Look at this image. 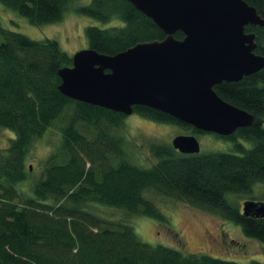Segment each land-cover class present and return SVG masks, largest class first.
<instances>
[{
    "label": "trees",
    "instance_id": "16d2710c",
    "mask_svg": "<svg viewBox=\"0 0 264 264\" xmlns=\"http://www.w3.org/2000/svg\"><path fill=\"white\" fill-rule=\"evenodd\" d=\"M42 24L62 19L68 7L90 14L107 26L87 25L88 46L112 54L138 42L167 36L152 17L130 0H0ZM264 18V0H248ZM255 32L257 53L264 55V25ZM177 38L185 36L175 31ZM59 39L33 38L0 24V125L15 132L0 146V264H242L210 254H188L175 246L152 244L132 220L112 221L90 209L93 202L121 207L132 214L167 220L145 191L150 188L220 213L242 225L249 236L264 242V216L246 215L231 192H251L264 181V68L238 80H223L215 89L223 98L255 115L230 138L237 151L184 153L171 142H154L157 160L143 166L129 159L124 138L111 132L126 113L70 97L60 90V67L73 64ZM72 106L62 123V155L48 157L43 175L32 177L28 157L32 142ZM204 132L169 112L134 105V112ZM67 118V117H66ZM80 123L85 127L81 128ZM82 129H86V132ZM221 135V136H222ZM249 264H264L252 260Z\"/></svg>",
    "mask_w": 264,
    "mask_h": 264
},
{
    "label": "water",
    "instance_id": "95a60500",
    "mask_svg": "<svg viewBox=\"0 0 264 264\" xmlns=\"http://www.w3.org/2000/svg\"><path fill=\"white\" fill-rule=\"evenodd\" d=\"M165 30L164 39L138 42L117 53L92 46L72 54L60 67L59 88L70 97L131 114L134 105L169 112L203 131L231 135L255 119L254 113L226 100L215 84L238 80L264 68L255 32L264 25L248 0H130ZM182 30L183 38L175 31ZM172 144L184 153L201 151L192 132L179 133ZM244 214L264 216V200L243 202Z\"/></svg>",
    "mask_w": 264,
    "mask_h": 264
},
{
    "label": "rangeland",
    "instance_id": "374dc122",
    "mask_svg": "<svg viewBox=\"0 0 264 264\" xmlns=\"http://www.w3.org/2000/svg\"><path fill=\"white\" fill-rule=\"evenodd\" d=\"M91 0H77L76 4H85ZM97 24L107 26L110 23L102 19L90 16L68 7L62 19L57 21L34 24L26 15L21 14L14 8H10L0 1V24L11 30L28 33L33 38L54 37L59 39L61 46L74 54L80 48L88 46L86 33L87 25ZM70 106L56 118L42 136L36 138L31 144L28 164H30L32 177L38 179L43 175L48 162V157L54 153L62 155V135L60 127L62 123L69 121L65 115L72 113ZM121 127H112L111 132L119 134L124 138L129 159L143 166L152 165L157 158L151 153V144L156 142H171L172 139L181 134H196L201 144V151H237L236 143L240 141L250 147L253 141L246 138L235 139L224 137L213 131L195 132L191 127H186L174 122L159 121L138 111L127 114ZM81 128L85 125L79 124ZM86 132V129H82ZM15 132L10 127L0 125V146L9 145L10 137ZM147 197L152 198L161 211L167 216V220H158L152 215H134L127 209L93 202L90 209L99 212L102 216L112 221L120 219L132 220L134 228L143 236L144 240L169 246H175L188 254H210L223 258L239 260L242 264H249L252 260L264 261V242L260 239L247 235L240 223L220 213L200 207L195 204L163 195L150 188L145 191ZM230 200L241 209L243 202L249 198L264 200V181H256L251 192H231Z\"/></svg>",
    "mask_w": 264,
    "mask_h": 264
}]
</instances>
